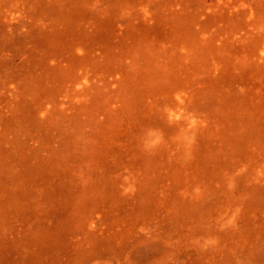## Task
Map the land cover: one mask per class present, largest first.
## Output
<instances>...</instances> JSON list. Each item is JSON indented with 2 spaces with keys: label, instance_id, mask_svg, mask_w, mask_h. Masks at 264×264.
Returning <instances> with one entry per match:
<instances>
[{
  "label": "rangeland",
  "instance_id": "obj_1",
  "mask_svg": "<svg viewBox=\"0 0 264 264\" xmlns=\"http://www.w3.org/2000/svg\"><path fill=\"white\" fill-rule=\"evenodd\" d=\"M0 264H264V0H0Z\"/></svg>",
  "mask_w": 264,
  "mask_h": 264
}]
</instances>
